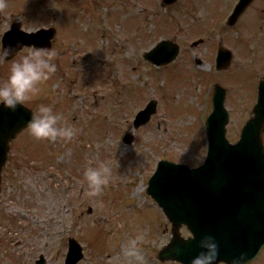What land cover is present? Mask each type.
<instances>
[{"label":"rangeland","instance_id":"rangeland-1","mask_svg":"<svg viewBox=\"0 0 264 264\" xmlns=\"http://www.w3.org/2000/svg\"><path fill=\"white\" fill-rule=\"evenodd\" d=\"M24 1L7 0L0 9V41L16 18L29 31L54 23V45L62 57L65 53L54 58L57 71L40 92L24 103L34 111L52 104L60 123L74 126L77 134L66 141L38 140L28 128L16 139L15 153L27 174L16 179L15 201L0 207V218L7 211L0 219V264H36L40 255L45 264H64L70 237L84 250L78 264H179L157 257L172 236L171 224L147 194V184L160 159L190 167L203 162L206 113L216 83L228 92L227 136L239 139L264 78V0L241 19L246 31L218 26L232 0H220L221 6L218 0L170 6L161 0H92L66 8L63 22L51 12L57 11L52 1ZM162 39L176 41L181 53L158 67L143 55ZM198 39L204 42L193 47ZM219 43L232 50L233 60L217 72ZM10 63H0V82ZM152 99L158 102L156 114L134 129L136 114ZM129 132L130 145L123 142ZM102 164L110 166L111 182L92 194L85 169ZM181 233L190 235L186 227ZM138 235L143 262L126 247ZM253 264H264V249Z\"/></svg>","mask_w":264,"mask_h":264},{"label":"water","instance_id":"water-1","mask_svg":"<svg viewBox=\"0 0 264 264\" xmlns=\"http://www.w3.org/2000/svg\"><path fill=\"white\" fill-rule=\"evenodd\" d=\"M177 0H163V5ZM244 0L236 14L240 13ZM52 33L39 30L28 33L19 30L16 24L8 31L3 41L16 45L49 44ZM179 47L162 41L145 54V58L156 65L173 61ZM230 51H220L218 68L230 65ZM226 90L215 86L213 111L207 119L208 152L204 164L191 169L184 164L161 161L149 181L147 192L158 202L172 223L169 244L159 252V259L183 261L199 251V241L205 234L213 235L219 243V260L231 264L234 257L245 254L246 261L257 258L264 247V144L261 139L264 127V83L259 89L258 103L254 116L244 125L237 144H231L226 137L229 114L224 106ZM156 102L137 115L135 127L146 124L156 112ZM32 111L26 106H18L15 111L0 107V164L6 158L9 141L28 127ZM133 140L125 137L126 143ZM1 171V167H0ZM186 225L195 239H185L180 228ZM83 258L82 247L69 240L66 264H77ZM44 264V258L37 262Z\"/></svg>","mask_w":264,"mask_h":264},{"label":"clouds","instance_id":"clouds-1","mask_svg":"<svg viewBox=\"0 0 264 264\" xmlns=\"http://www.w3.org/2000/svg\"><path fill=\"white\" fill-rule=\"evenodd\" d=\"M6 6L7 0H0V9ZM24 48H27V51L21 54V49ZM17 56L18 59L15 58ZM56 56L57 52L52 47L25 45L20 41H17L16 45L5 46L4 41H0V63L11 60L8 77L0 82V107L15 111L31 96L38 94L41 85L57 71V64L54 62ZM60 121L61 114L54 110L52 104L41 103L32 113L28 127L31 135L38 140L66 141L74 138L77 129L74 126L62 125ZM134 131L132 129L133 133ZM84 175L92 194L102 193L111 182V168L107 164L99 167L89 166L85 169ZM140 240L142 236H135L129 240L126 247L129 255L136 256L143 262L145 257L140 250ZM199 249L189 264H220L219 243L213 235H203L199 241ZM179 264L184 262L180 261ZM225 264H228V261ZM231 264H249V261H246L245 254L241 253L232 259Z\"/></svg>","mask_w":264,"mask_h":264},{"label":"flooded vegetation","instance_id":"flooded-vegetation-1","mask_svg":"<svg viewBox=\"0 0 264 264\" xmlns=\"http://www.w3.org/2000/svg\"><path fill=\"white\" fill-rule=\"evenodd\" d=\"M52 1L53 4V8L56 7L57 11H52L56 16L57 19H61V21L63 22L64 19L62 17L64 11H66V8H70V9H74L76 7H78V5L80 3L83 2H88V1H92V0H50ZM24 2H28L27 0ZM259 0H255L252 4H250V6L247 8V10L244 12L243 16L241 17V19L247 15L248 12H252V10H254V6L256 3H258ZM70 13V12H69ZM51 18H56L54 15L51 16ZM53 26L55 27L54 23H50L49 26H45L50 27ZM55 31L56 34L58 35V28L55 27ZM52 48H54L57 52V56L55 58L57 59H63L65 56V53L63 52V57H62V52L60 50V54L58 49L55 47V45L53 44L51 46ZM11 59V57L9 58ZM10 61V60H9ZM18 159V160H17ZM28 160V159H27ZM23 160L20 158H17V155L15 153V140H12L10 142V147H9V151L7 154V160L2 168V181H1V185H0V207H6L9 206L13 201H15V196L14 194L12 195V191L17 187L16 186V179L17 177L22 178L23 173L27 171L23 170V168H27L25 163L22 162ZM29 170V169H28ZM6 191H9L10 194H5ZM7 196V199H6ZM7 212V211H6ZM4 212L2 214V217L5 215ZM2 217L0 219H2Z\"/></svg>","mask_w":264,"mask_h":264}]
</instances>
